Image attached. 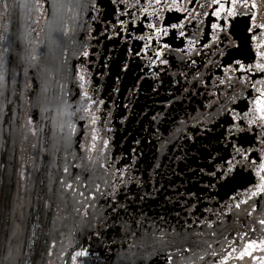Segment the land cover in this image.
<instances>
[{
    "label": "flooded vegetation",
    "instance_id": "1",
    "mask_svg": "<svg viewBox=\"0 0 264 264\" xmlns=\"http://www.w3.org/2000/svg\"><path fill=\"white\" fill-rule=\"evenodd\" d=\"M46 9L49 39L70 30L79 127L97 158L95 203L79 215L66 264H213L216 240L229 258L246 201L261 200L264 0H238L234 16H216L213 0H47Z\"/></svg>",
    "mask_w": 264,
    "mask_h": 264
},
{
    "label": "rangeland",
    "instance_id": "2",
    "mask_svg": "<svg viewBox=\"0 0 264 264\" xmlns=\"http://www.w3.org/2000/svg\"><path fill=\"white\" fill-rule=\"evenodd\" d=\"M46 5L47 0H0V179L3 188L11 191L2 214L0 245L4 252L0 264H17L27 207L40 175L44 193L37 198H42L44 210L50 211L48 245L55 249L50 264H66L68 251L76 242L79 215L95 203L98 188L90 181L97 166L94 137L81 133L68 64L72 36L70 30L65 33L58 26L57 39L48 38ZM58 24H62L61 18ZM41 141H45L43 153ZM74 159L75 168L84 177L73 185L67 178ZM260 193L262 200L264 192ZM261 200L246 201V216L237 218L240 226L235 231L240 230L241 237L230 247L229 257L244 253V264H264ZM250 242L254 247H248Z\"/></svg>",
    "mask_w": 264,
    "mask_h": 264
},
{
    "label": "trees",
    "instance_id": "3",
    "mask_svg": "<svg viewBox=\"0 0 264 264\" xmlns=\"http://www.w3.org/2000/svg\"><path fill=\"white\" fill-rule=\"evenodd\" d=\"M44 142L41 141L39 145V149H41L42 153L44 150ZM77 161V160H76ZM75 161V162H76ZM75 178L84 177L83 175H79V170L77 168H74L73 171ZM37 175H40V172H38ZM35 175V176H37ZM41 178V179H40ZM40 183L39 186L33 190V194L35 196H32L29 201L30 205L27 207V215H26V221L24 224V232L21 242V252L20 256L18 258L17 264H50V256L52 254V250L50 249L48 245V224L50 223V211L44 210L45 207H43L42 198L39 199L37 196H41L44 193V183H43V177L40 175ZM73 180V174H71L70 177ZM69 182V181H68ZM69 183H73V181H70ZM12 187V186H11ZM11 191L9 189L3 188V182L0 179V234H1V228H3V211L6 207V201L8 202L10 197ZM263 208V209H262ZM258 209V208H257ZM259 219L264 221V198L259 203ZM257 216H254V221L256 220ZM248 218L246 219V223L248 225ZM253 221V222H254ZM237 226V224H236ZM239 226V225H238ZM262 228H264V224L261 223ZM253 227H256V224H253ZM259 228V225L257 226ZM3 232H6L5 228L3 229ZM253 233H256V229L253 231ZM1 237V235H0ZM224 248L225 244L222 240H216L215 245L212 249V252H209L208 255L213 257V264H240L238 260V254L232 258H224ZM226 248H228L226 246ZM4 252L2 244L0 245V254ZM225 259L227 260L226 262Z\"/></svg>",
    "mask_w": 264,
    "mask_h": 264
},
{
    "label": "snow or ice",
    "instance_id": "4",
    "mask_svg": "<svg viewBox=\"0 0 264 264\" xmlns=\"http://www.w3.org/2000/svg\"><path fill=\"white\" fill-rule=\"evenodd\" d=\"M214 3L219 4V9L215 12L216 16H219L221 14V11H226L228 13V15L230 16H234L236 14V5L238 0H231V7L230 8H226L224 4H220V0H213ZM244 3L246 5L247 0H244ZM253 7H255V4L252 5ZM178 25H171V27L175 28ZM180 27H182L183 25H179ZM151 27H156V25H151ZM213 28H220L221 26L219 24H213L212 25ZM260 27H264V25H261ZM222 30V29H221ZM158 32L164 31L163 29H157ZM181 35H183V33H181ZM165 47H167V45H165ZM84 55H87V53H84ZM258 55H260L261 57H264V52L258 53ZM256 67L260 68L261 70H264V64H260L257 63ZM87 95V94H85ZM257 106V109L260 113V119L264 120V92H262V95L257 98L254 102ZM254 122V121H252ZM260 171L264 172V164L260 165ZM65 171H67V169H65ZM261 183L258 185V192H264V176H261ZM68 187H71V185H68ZM262 224H264V221H261ZM249 248L254 247V242H250L248 245ZM87 252H82V253H78L77 255H87ZM248 255H251V252L247 253ZM244 253H241V258H243ZM169 260L172 259L171 256L168 257Z\"/></svg>",
    "mask_w": 264,
    "mask_h": 264
}]
</instances>
